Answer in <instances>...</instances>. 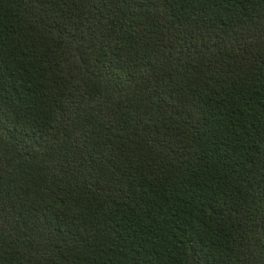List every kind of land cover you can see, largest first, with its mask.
Returning <instances> with one entry per match:
<instances>
[{"label": "trees", "instance_id": "16d2710c", "mask_svg": "<svg viewBox=\"0 0 264 264\" xmlns=\"http://www.w3.org/2000/svg\"><path fill=\"white\" fill-rule=\"evenodd\" d=\"M0 264H264V0H0Z\"/></svg>", "mask_w": 264, "mask_h": 264}]
</instances>
